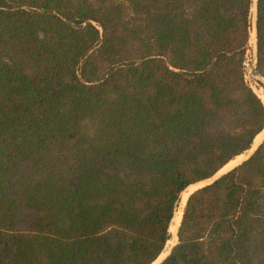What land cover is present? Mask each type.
<instances>
[{"label": "trees", "instance_id": "obj_1", "mask_svg": "<svg viewBox=\"0 0 264 264\" xmlns=\"http://www.w3.org/2000/svg\"><path fill=\"white\" fill-rule=\"evenodd\" d=\"M251 5L0 0V264L159 258L180 193L264 130L242 72ZM263 198L264 137L187 195L156 264H264Z\"/></svg>", "mask_w": 264, "mask_h": 264}, {"label": "rangeland", "instance_id": "obj_2", "mask_svg": "<svg viewBox=\"0 0 264 264\" xmlns=\"http://www.w3.org/2000/svg\"><path fill=\"white\" fill-rule=\"evenodd\" d=\"M251 2H252L251 10L249 11V33H248L247 42H246L244 52H243L242 72H243L244 81L249 85V87L256 93V95L261 100V98L264 97V78L259 74V72L257 71L255 67V37H254V27H253L254 14L252 11L254 0H251ZM263 137H264V130L260 134H258L254 140H252V143L247 150L238 154L239 155L238 157H235V158L233 157L234 159L232 158L231 161H229L224 167L220 168L211 178L191 184L189 185V187H186L180 193V200L178 202L177 208L175 210L176 212L170 224V229L172 228V230L169 231V238H168L169 240L166 242L165 247L162 251V254H160L159 256L160 258L156 257L157 260H155L151 264L158 263L168 253L170 247L176 242V235L174 231L176 230L178 226V222L180 220V218H178L177 215H178V212L179 213L181 212V208L184 204L182 203V201L186 199L187 195L194 189L206 183H209L214 177H216L220 173L228 170L232 166L236 165L237 163L245 159L255 149V147L262 140Z\"/></svg>", "mask_w": 264, "mask_h": 264}, {"label": "bare ground", "instance_id": "obj_3", "mask_svg": "<svg viewBox=\"0 0 264 264\" xmlns=\"http://www.w3.org/2000/svg\"><path fill=\"white\" fill-rule=\"evenodd\" d=\"M250 10H251V9H250ZM252 11H253V14H254V11H256V10H254V4H253V7H252ZM261 100H262V102H263V104H264V97H262ZM182 200H183V199H182ZM184 202H185V200L182 201V203H184ZM180 214H181V212H180V213L178 212V215H177L178 218H180ZM177 216H176V217H177ZM170 230H172V228H171ZM175 231H176V230H175ZM175 231H174V233H175ZM168 243H169V242H168ZM168 243H167V244H168ZM164 251H165V250H164ZM163 254H164V253H163ZM159 258H160V257H159Z\"/></svg>", "mask_w": 264, "mask_h": 264}]
</instances>
